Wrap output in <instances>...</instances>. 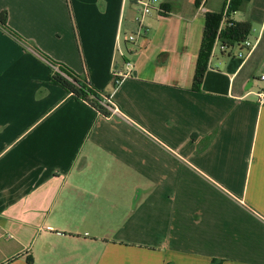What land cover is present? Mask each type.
Wrapping results in <instances>:
<instances>
[{
  "label": "crops",
  "instance_id": "1",
  "mask_svg": "<svg viewBox=\"0 0 264 264\" xmlns=\"http://www.w3.org/2000/svg\"><path fill=\"white\" fill-rule=\"evenodd\" d=\"M231 1L157 0L140 29L135 0H0V264H264V0L232 15L251 53L217 41L194 88Z\"/></svg>",
  "mask_w": 264,
  "mask_h": 264
},
{
  "label": "trees",
  "instance_id": "2",
  "mask_svg": "<svg viewBox=\"0 0 264 264\" xmlns=\"http://www.w3.org/2000/svg\"><path fill=\"white\" fill-rule=\"evenodd\" d=\"M243 4L244 1L242 0H232L222 12L206 14L203 37L194 77L195 89L200 90L217 41H220L221 46H223V48H221L222 52L226 53L236 46L243 48L244 42L251 34L253 28L250 22H241L232 19V15L238 11ZM7 23V12L0 13V24L7 27ZM47 58L53 66L58 67L57 70H53L51 73V83L63 87L67 93L77 100L91 103L104 115L110 114L108 109L101 103L103 101L102 94L92 88L87 76H81L66 64L55 61L49 57ZM107 99H109V97H107ZM29 261L32 262L33 258H30Z\"/></svg>",
  "mask_w": 264,
  "mask_h": 264
},
{
  "label": "built area",
  "instance_id": "3",
  "mask_svg": "<svg viewBox=\"0 0 264 264\" xmlns=\"http://www.w3.org/2000/svg\"><path fill=\"white\" fill-rule=\"evenodd\" d=\"M135 1L140 7V12L142 13L141 17H138L139 27L141 29L144 27V18L146 17V15L150 13L152 6L156 3L157 0H135ZM135 38L136 37L133 35L130 37V40H135ZM254 46L255 45L249 39H247L243 44V50L242 52L239 53V57L242 59H246L247 56L253 50ZM221 48H223V46H221ZM114 74L116 77V82L118 83L120 81V78L117 79V77H120L122 73L116 70ZM262 79H264V75L262 76ZM102 104L107 109H110L112 111H118L117 107L111 103L110 99L105 98L104 103Z\"/></svg>",
  "mask_w": 264,
  "mask_h": 264
},
{
  "label": "rangeland",
  "instance_id": "4",
  "mask_svg": "<svg viewBox=\"0 0 264 264\" xmlns=\"http://www.w3.org/2000/svg\"><path fill=\"white\" fill-rule=\"evenodd\" d=\"M137 13V12H136ZM141 15H142V13L140 12V7H139V10H138V13H137V15H136V22H137V24H138V27H139V22H138V17H141ZM133 33H127L126 34V36H130V35H132Z\"/></svg>",
  "mask_w": 264,
  "mask_h": 264
}]
</instances>
